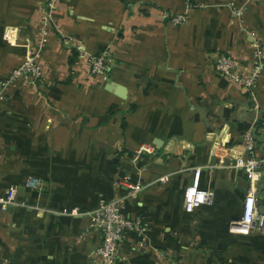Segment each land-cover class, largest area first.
Wrapping results in <instances>:
<instances>
[{"label": "crops", "instance_id": "crops-1", "mask_svg": "<svg viewBox=\"0 0 264 264\" xmlns=\"http://www.w3.org/2000/svg\"><path fill=\"white\" fill-rule=\"evenodd\" d=\"M47 1L0 0V80L37 44ZM229 2L246 7V30L232 22ZM189 5L187 23L164 19ZM53 15L44 83L9 88L0 106V194L14 185L29 205L0 212V264H100L102 233L90 213L124 192L121 178L145 188L123 208L143 232L125 233L119 264H264V221L250 234L230 231L251 184L228 166L247 131L264 156V68L245 91L214 67L224 52L240 70L249 65L253 42L264 44V0H61ZM64 33L82 46L77 61ZM105 50L115 60L107 79L87 62ZM144 143L156 153L136 157ZM196 167L215 197L187 211ZM255 195L264 215V176ZM75 208L83 214L59 213Z\"/></svg>", "mask_w": 264, "mask_h": 264}, {"label": "built area", "instance_id": "built-area-1", "mask_svg": "<svg viewBox=\"0 0 264 264\" xmlns=\"http://www.w3.org/2000/svg\"><path fill=\"white\" fill-rule=\"evenodd\" d=\"M61 0H48L43 8L42 26L40 36L35 47L29 49L23 61L13 68L9 74L0 80V106L8 99L7 90L13 86L22 88H38L45 81V69L41 62V54L48 43L52 32L58 29L53 12ZM257 0H248L255 2ZM231 9L232 22L237 24L241 30H246L244 14L246 7L237 6L232 2L228 3ZM190 5L179 13L166 11L163 17L169 24L179 26L187 23L189 19ZM63 42L81 51L82 46L69 33L61 36ZM89 72L95 76L108 78V73L115 63L111 51L105 50L100 55H92L87 59ZM214 67L218 74L235 82L245 91L253 90L258 83L264 68V44L261 39L253 42L252 58L248 66L243 67L235 56L230 52L219 53L214 58ZM244 150L231 159L228 164L231 168L241 169L249 178L251 189L248 192L244 204V212L241 218L234 219L230 224V231L238 234H250L259 229L264 221V215L260 214L257 208L256 188L264 176V156L257 155V144L252 131L243 135ZM155 147L150 143L141 144L135 156L154 155ZM201 167L194 169L193 177L185 188L184 208L193 211L197 207L210 205L215 197L214 191L202 188L200 184ZM169 175L160 176L155 182H166ZM31 187H40L36 178L29 180ZM120 192L109 199H101L98 206L92 210L91 227L102 233V241L95 249V255L100 264H119L120 262V241L126 232H143L141 218H131L123 213L125 203L129 199H137L144 190L145 185L140 181H132L129 178H121L118 182ZM11 206H29L26 202L17 198V187L9 186L4 193L0 194V212L7 211ZM35 207V206H30ZM65 215H81L83 212L77 208L72 210L64 209L61 212Z\"/></svg>", "mask_w": 264, "mask_h": 264}, {"label": "trees", "instance_id": "trees-1", "mask_svg": "<svg viewBox=\"0 0 264 264\" xmlns=\"http://www.w3.org/2000/svg\"><path fill=\"white\" fill-rule=\"evenodd\" d=\"M78 54H79V52L77 51V49H74L73 50V61L75 60V61H77V59H78Z\"/></svg>", "mask_w": 264, "mask_h": 264}]
</instances>
